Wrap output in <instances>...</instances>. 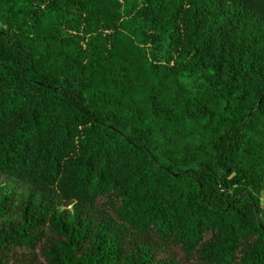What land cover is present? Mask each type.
Here are the masks:
<instances>
[{
  "label": "trees",
  "instance_id": "1",
  "mask_svg": "<svg viewBox=\"0 0 264 264\" xmlns=\"http://www.w3.org/2000/svg\"><path fill=\"white\" fill-rule=\"evenodd\" d=\"M0 264H264V0H0Z\"/></svg>",
  "mask_w": 264,
  "mask_h": 264
},
{
  "label": "rangeland",
  "instance_id": "2",
  "mask_svg": "<svg viewBox=\"0 0 264 264\" xmlns=\"http://www.w3.org/2000/svg\"><path fill=\"white\" fill-rule=\"evenodd\" d=\"M0 183L8 184L9 187H12L13 189H15L17 193H27L29 191L23 188L19 183L7 179L2 174H0ZM261 201H262V206H263L262 218L264 220V193L262 194Z\"/></svg>",
  "mask_w": 264,
  "mask_h": 264
}]
</instances>
